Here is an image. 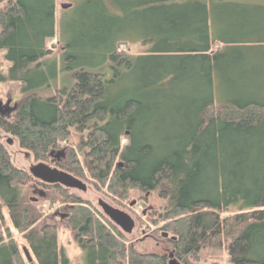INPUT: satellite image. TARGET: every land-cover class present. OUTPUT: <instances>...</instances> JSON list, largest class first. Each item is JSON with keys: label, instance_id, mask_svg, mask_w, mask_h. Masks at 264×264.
<instances>
[{"label": "trees", "instance_id": "1", "mask_svg": "<svg viewBox=\"0 0 264 264\" xmlns=\"http://www.w3.org/2000/svg\"><path fill=\"white\" fill-rule=\"evenodd\" d=\"M110 1L119 15L88 0L84 25L70 31L59 21L61 63L48 64L54 0H0V53L10 65L0 79L23 96L0 130L37 162L76 135L65 171L119 204L131 192L156 195L160 232L183 264L220 248L231 264H264V8L218 14V42L241 46L212 53L208 0ZM131 28L146 54L117 50ZM57 73H69L71 85L42 97ZM31 180L0 143V264H69L56 228L38 227L35 201L21 199ZM72 201L66 223L84 264H167L166 255L126 246L114 224Z\"/></svg>", "mask_w": 264, "mask_h": 264}, {"label": "rangeland", "instance_id": "2", "mask_svg": "<svg viewBox=\"0 0 264 264\" xmlns=\"http://www.w3.org/2000/svg\"><path fill=\"white\" fill-rule=\"evenodd\" d=\"M86 1L88 0H54L56 36L55 38L48 40L46 43V47L50 51L49 55L44 60L46 63L49 64L53 61L57 64L61 63L62 51L61 47L57 43L59 21L63 18H66V28L70 26V31L74 30V27L76 26L84 25V20L88 18L93 11V6L91 4L87 6ZM101 2L106 8L108 15H119V10L113 4H111L110 0H101ZM67 3L72 5L71 9L67 11L60 9L61 4ZM124 37V39L127 41L117 44L118 51L128 56H138L146 54V52L149 50V46L142 44L139 33L133 28L128 29ZM3 54L4 53L2 52L0 53V78H4V75H6L10 66L9 62L3 59ZM1 80L2 79H0V102L4 103L6 100H11L12 102L16 101L17 103H20V101L23 99V96H21L22 94L20 92V85L18 83L9 81L5 82ZM71 83L69 73H57L55 80L49 81L50 88L43 90L40 92V94L42 97L52 96L54 95L55 91L64 87H69ZM77 138L78 137L76 135H72L68 142H66L68 144V150L74 152L78 142ZM9 142L10 145H8ZM0 143L6 148L14 166L29 174L28 169L36 164L37 161H35L31 155H28L25 151H22L18 147L16 140L3 133L1 130ZM124 143V140H122L121 144L124 145ZM77 157L81 159L79 155ZM81 181H83L87 186V192L85 193H81L77 190H67L60 188L61 192H63L62 195L58 193L57 187L55 186H42L40 188L46 191L47 196L44 199H38L37 203L35 204V206L38 207V211L40 213V220L38 221L37 226L40 227L42 225H48L56 228L55 235L57 239V245L64 251V254L69 260L70 264H82L80 252L72 240V232L67 227L66 222L59 220L58 218H54L53 214L55 212L59 214L64 213L63 208L66 209L73 206L71 202H73L72 200L75 199H79L81 202L90 204L94 209L97 210V212H99L100 215H102V213L97 204L98 200H102L110 206L123 211L132 217L135 221V229L131 235L124 236L127 244L146 238L141 244H134V248L139 252L167 256L172 251L167 239H162V237H160L163 231L160 232L159 228H161L164 223L160 222V219H158L157 216L162 211L163 202L158 199L156 195H151L146 199H142L138 193L131 192L128 199L125 202L119 204L113 202L108 196H106L103 190H95V188L87 180ZM29 184L30 185L27 184L22 186L19 191L22 201H24L25 204L32 206L28 202H31L37 198L36 194L34 193V184L37 183L35 179L32 178ZM132 201L136 202L135 208H129L128 206ZM142 208L148 210L147 216L145 217L141 216ZM2 212L5 214L4 209ZM227 216L228 214L222 215V217ZM104 218L107 219L106 217ZM151 219L158 222L159 224L154 226L150 222ZM12 233L18 248L21 249L24 247L25 241L22 238V235H19L15 232ZM188 260L189 261L187 264H231L229 262L227 253L223 248L217 250H202L198 254L197 260L190 258H188ZM178 262L183 264L180 260H178Z\"/></svg>", "mask_w": 264, "mask_h": 264}, {"label": "water", "instance_id": "3", "mask_svg": "<svg viewBox=\"0 0 264 264\" xmlns=\"http://www.w3.org/2000/svg\"><path fill=\"white\" fill-rule=\"evenodd\" d=\"M71 7L72 5L69 3L60 5V9L64 11L69 10ZM8 145H10V142L8 143ZM28 173L33 179L38 180L46 185H59L65 189L77 190L81 192L85 190V187L80 180L67 173L58 171L56 169H50L48 166L41 163L30 167L28 169ZM147 196L148 194H146L145 197ZM97 204L102 214L122 233L128 234L132 232V230L134 229V221L128 214L110 206L102 200H99ZM135 205V201H132L129 204L130 207ZM162 236L166 238L167 234H163ZM171 240H174V238H171ZM22 251L26 260L30 262L31 259L26 249L23 248ZM169 256L170 258H172V254H170ZM169 264H176V261L171 259L169 261Z\"/></svg>", "mask_w": 264, "mask_h": 264}, {"label": "flooded vegetation", "instance_id": "4", "mask_svg": "<svg viewBox=\"0 0 264 264\" xmlns=\"http://www.w3.org/2000/svg\"><path fill=\"white\" fill-rule=\"evenodd\" d=\"M58 43V42H57ZM21 104H22V101H20V103H17L16 101L12 102L11 100H6V102H0V119H9L12 115H14L21 107ZM72 155V151L71 150H68V144L66 142H64L60 147L58 148H52L50 149L48 152H47V155H46V158H44L43 161L41 162H37L36 164H44L46 166H48L50 169H56L58 171H61V172H64V173H67L64 169L65 165L69 163L70 161V157ZM34 164V165H36ZM33 165V166H34ZM32 167V166H31ZM68 174V173H67ZM81 181V180H80ZM82 184L84 185L85 187V190L81 193H85L87 192V186L86 184L81 181ZM40 184L44 185V186H51V187H54V186H57V185H46V184H43L39 181ZM42 186L38 185V184H35L34 185V193L36 194L37 198H35V203H37L38 199H44L46 196H47V193L46 191H44L42 188H40ZM65 189V188H64ZM67 190H70V189H67ZM99 201V200H98ZM97 201V203H98ZM129 206V205H128ZM135 206H132L129 208H135ZM72 206L70 208H63L64 210V213L62 214H59L57 212H55L53 214V217L54 218H58L59 220H62V221H65L69 218V214H70V210H71ZM102 213V212H101ZM147 213H148V210H146L145 208L141 209V216L142 217H145L147 216ZM127 214V213H126ZM103 215V214H102ZM104 216V215H103ZM105 217V216H104ZM159 219H160V216L158 215L157 216ZM132 218V217H131ZM132 220L134 221V219L132 218ZM161 220V219H160ZM151 221H154L151 219ZM150 221V222H151ZM156 222V221H154ZM67 225V223H66ZM67 227L69 228V230L71 231L70 227L67 225ZM134 229H135V221H134ZM134 229L132 230V232L128 233V234H125V235H131L134 231ZM160 229V228H159ZM72 232V231H71ZM164 233L162 232L161 233V237L162 239H167L168 236L166 238H164L162 235ZM74 233L72 232V240L75 244V246L77 247V249L79 250L80 252V255H81V259H82V264H84V255H83V251L80 249V247L78 246L76 240L74 239ZM146 239V238H145ZM145 239H140V240H137V241H134L132 243H128L125 241V245L126 246H131L133 248V250H135L137 253H140V254H151V253H144V252H139L138 250H136L134 248V244H141ZM57 242V240H56ZM58 246V245H57ZM61 249V248H60ZM62 250V249H61ZM170 254H172V252H170L168 255H167V264H169V261L171 259H173L174 261H176V264H180L178 262V260H176V258L173 256L172 254V258H170ZM69 261V260H68ZM70 264V263H69Z\"/></svg>", "mask_w": 264, "mask_h": 264}, {"label": "crops", "instance_id": "5", "mask_svg": "<svg viewBox=\"0 0 264 264\" xmlns=\"http://www.w3.org/2000/svg\"><path fill=\"white\" fill-rule=\"evenodd\" d=\"M208 24H209V35L212 43V53L213 52H226L229 48L240 47V44L235 43H220L218 40L222 37V32L224 27L220 24L216 16L222 12L227 13L228 7L237 11L241 8H255L263 7L264 0H208ZM225 25V24H224ZM231 29L234 28L232 24Z\"/></svg>", "mask_w": 264, "mask_h": 264}]
</instances>
